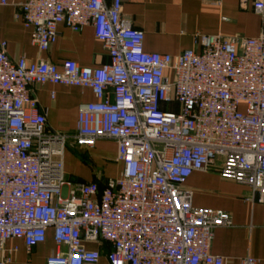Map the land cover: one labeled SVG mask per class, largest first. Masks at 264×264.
Masks as SVG:
<instances>
[{
	"label": "built area",
	"instance_id": "obj_1",
	"mask_svg": "<svg viewBox=\"0 0 264 264\" xmlns=\"http://www.w3.org/2000/svg\"><path fill=\"white\" fill-rule=\"evenodd\" d=\"M128 1L14 5L40 53L57 43L60 26L92 27L108 61L30 64L0 43V264L8 263L7 242L21 239L31 252L50 230L56 249L46 264H225L211 244L232 217L193 205L186 182L196 172L246 186L247 200L264 211V35H198L200 53H150L123 17ZM253 6L264 14V0ZM45 85L92 91L74 134L48 129L33 90ZM99 141L116 143L121 175L103 187L70 183L69 144L92 149Z\"/></svg>",
	"mask_w": 264,
	"mask_h": 264
},
{
	"label": "crops",
	"instance_id": "obj_2",
	"mask_svg": "<svg viewBox=\"0 0 264 264\" xmlns=\"http://www.w3.org/2000/svg\"><path fill=\"white\" fill-rule=\"evenodd\" d=\"M0 0V43L7 44L11 59L24 57L28 63L44 60L60 66L73 60L83 67H96L108 61L92 27L75 33L59 27V38L50 51L40 53L32 43V30L16 18V4L26 0ZM254 0H129L123 5V17L144 33V49L150 53L178 55L184 51L201 52L198 35H223L258 38L264 35V14H258ZM39 105L47 111L51 131L74 134L79 110L95 100L90 89L61 85L38 86L34 89ZM54 95V97H53ZM117 146L113 141H99L92 149L69 144L65 154L67 180L72 183L97 182L103 187L109 179L121 175L117 162ZM193 191V205L229 213L232 228L214 233L211 252L225 259V264H240L247 256L264 264V211L248 201L249 189L223 179L217 171L196 172L186 182ZM7 264H46L55 251L53 233L45 243L28 252L21 239L6 243ZM95 249L94 245L90 246ZM2 252L0 250V259ZM99 264H107L103 258Z\"/></svg>",
	"mask_w": 264,
	"mask_h": 264
}]
</instances>
